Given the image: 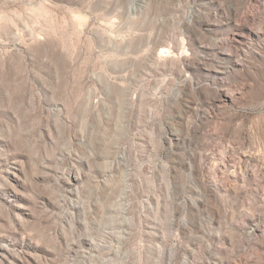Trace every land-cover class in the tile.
I'll return each instance as SVG.
<instances>
[{"label": "rangeland", "instance_id": "374dc122", "mask_svg": "<svg viewBox=\"0 0 264 264\" xmlns=\"http://www.w3.org/2000/svg\"><path fill=\"white\" fill-rule=\"evenodd\" d=\"M0 264H264V0H0Z\"/></svg>", "mask_w": 264, "mask_h": 264}]
</instances>
